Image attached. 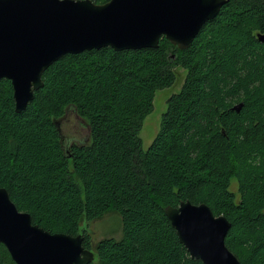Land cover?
Segmentation results:
<instances>
[{
	"label": "trees",
	"instance_id": "16d2710c",
	"mask_svg": "<svg viewBox=\"0 0 264 264\" xmlns=\"http://www.w3.org/2000/svg\"><path fill=\"white\" fill-rule=\"evenodd\" d=\"M259 31L264 0H228L183 49L161 36L156 47L65 53L44 70L43 86L20 111L10 80L0 78V186L50 231L75 234L84 220L116 211L119 238L92 243L84 229L83 245L97 254L87 264H203L163 211L186 198L229 218L225 243L243 264H264ZM176 66L186 70L183 82L143 149V119L155 91L174 83ZM238 101L239 111L231 109ZM67 107L87 122V141L63 142L56 121ZM0 264H16L2 242Z\"/></svg>",
	"mask_w": 264,
	"mask_h": 264
},
{
	"label": "water",
	"instance_id": "95a60500",
	"mask_svg": "<svg viewBox=\"0 0 264 264\" xmlns=\"http://www.w3.org/2000/svg\"><path fill=\"white\" fill-rule=\"evenodd\" d=\"M227 1L0 0V78L10 80L20 111L43 86L44 70L63 54L102 46L156 47L161 36L183 49ZM256 36L264 41V32ZM242 104L235 102L231 109L239 111ZM163 211L191 257L203 264H243L225 243L231 221L224 213L214 214L206 202L189 198L166 204ZM86 228L81 224L75 234L45 229L0 186V242L16 264L95 260V250L83 245Z\"/></svg>",
	"mask_w": 264,
	"mask_h": 264
},
{
	"label": "rangeland",
	"instance_id": "374dc122",
	"mask_svg": "<svg viewBox=\"0 0 264 264\" xmlns=\"http://www.w3.org/2000/svg\"><path fill=\"white\" fill-rule=\"evenodd\" d=\"M175 69L177 76L174 83L170 86L159 88L155 91L153 98V108L143 119L142 127L139 131V135L142 139L143 149H146L149 146L159 129L161 115L166 109L167 98L173 92L178 91L183 82L186 70L181 66H176ZM69 108L70 107H67L68 110L64 116L62 114L57 119L60 134L65 140H73L77 138V141L78 139H83L85 133H88V130L86 127L79 126L77 122L78 115L75 113L73 108ZM65 116H67L69 120L66 121L64 119ZM229 188L235 193V198H237L239 193L237 191V181L235 178L230 180ZM82 224L87 226V228L90 230L92 243H96L97 240L104 236H113L119 238L122 234L121 218L116 211H108L102 217L89 220L88 222L84 221Z\"/></svg>",
	"mask_w": 264,
	"mask_h": 264
},
{
	"label": "flooded vegetation",
	"instance_id": "af4514ba",
	"mask_svg": "<svg viewBox=\"0 0 264 264\" xmlns=\"http://www.w3.org/2000/svg\"><path fill=\"white\" fill-rule=\"evenodd\" d=\"M71 108V107H70ZM69 108V109H70ZM68 109L66 108V110L64 111V113H63V116L65 115V113H66V111H67ZM79 117V118H78ZM77 117V122H78V124H79V126H81V127H86V129L89 131V126H88V124H87V122L85 121V119L84 118H81L80 116H78ZM64 119L67 121V120H69V118H67V116H65L64 117ZM87 132L85 133V135H84V138L83 139H78L77 141H76V139L77 138H75V139H69V140H65L64 138H62L63 139V142L65 143V145L66 144H68V145H71L72 143H81V142H83V141H85V140H87ZM62 137V136H61Z\"/></svg>",
	"mask_w": 264,
	"mask_h": 264
}]
</instances>
